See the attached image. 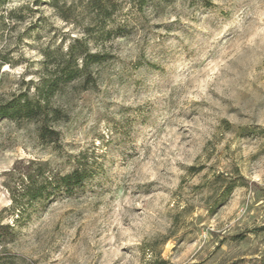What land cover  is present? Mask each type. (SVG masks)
<instances>
[{"label": "rangeland", "instance_id": "rangeland-1", "mask_svg": "<svg viewBox=\"0 0 264 264\" xmlns=\"http://www.w3.org/2000/svg\"><path fill=\"white\" fill-rule=\"evenodd\" d=\"M77 66L0 118V264H264V0H0V105Z\"/></svg>", "mask_w": 264, "mask_h": 264}, {"label": "trees", "instance_id": "trees-1", "mask_svg": "<svg viewBox=\"0 0 264 264\" xmlns=\"http://www.w3.org/2000/svg\"><path fill=\"white\" fill-rule=\"evenodd\" d=\"M68 58L74 60L75 65L77 64V55L74 54L72 47L67 52ZM82 65L81 68L86 69L89 66V56L87 54L81 55ZM69 61V59H68ZM79 66L76 67V69H70L68 67L64 68L61 73H56L55 76L49 80V82H45V84H42V86L38 89V98L34 101L33 99L29 97H25L24 101H18L17 103L13 104H2L0 105V118H10V119H31V120H38L39 117H45V119H57L60 114H62V110L59 107H53L51 104L52 101V95L54 93V90L58 88V86L63 82L64 84L73 80L77 76V72L79 69H81ZM51 117V118H50ZM41 133L40 136L42 138L50 137L52 138L55 135V139L59 135V132L55 129L49 128L47 124L41 125ZM31 164V163H29ZM31 167V165H30ZM32 170V169H31ZM33 171L37 172V175L44 174L43 172L37 171V169H33ZM32 172V171H31ZM31 172H28V177L30 178L31 182H35L32 180V177L35 175H32ZM83 178V170L79 167L72 170L71 172L65 174L62 177V182L66 186H73L77 185L82 181ZM47 181V179H46ZM58 182H61L58 180ZM42 191V189H40ZM26 196L30 200H34L37 197H39V193H35L32 191H29ZM3 228V225H1L0 222V230ZM256 230H264V226H261L257 228ZM246 234L239 233L235 235V237L238 238H245ZM264 256V254H263ZM162 263L159 264H167L166 259H161ZM263 264V259H260V263Z\"/></svg>", "mask_w": 264, "mask_h": 264}]
</instances>
